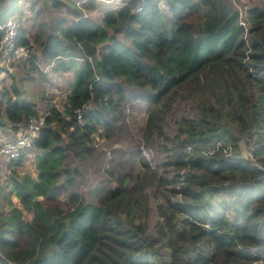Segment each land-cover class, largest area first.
<instances>
[{"label":"trees","instance_id":"16d2710c","mask_svg":"<svg viewBox=\"0 0 264 264\" xmlns=\"http://www.w3.org/2000/svg\"><path fill=\"white\" fill-rule=\"evenodd\" d=\"M18 3L0 0V25ZM122 3L38 39L51 72L73 78L34 142L37 177L12 169L21 160L0 181V264H264V171L245 158L254 146L264 168V7L249 9L244 28L231 0H147L141 12ZM27 35L23 63L37 71ZM18 82L0 90V120L14 126L41 112L19 99ZM129 89L150 91L132 98L152 106L142 141L162 163L141 156L139 172L107 171L113 190L96 188L98 202L74 192L66 211L61 191L80 186L96 138L114 139Z\"/></svg>","mask_w":264,"mask_h":264},{"label":"rangeland","instance_id":"374dc122","mask_svg":"<svg viewBox=\"0 0 264 264\" xmlns=\"http://www.w3.org/2000/svg\"><path fill=\"white\" fill-rule=\"evenodd\" d=\"M56 1L64 3L65 7H57L55 0H19L18 11L13 17L14 19L22 20L23 28L27 30L31 47H33V53L38 58L39 67L36 71L35 68L33 69L29 61L27 63H16V65L12 66L13 74L11 77L10 75L5 76L6 87L12 84V82L16 84V82L19 81L17 87L20 90H23L19 99L36 103L39 110L50 109L53 105L58 106L60 110H64V100L69 93L68 82L72 80L73 74L52 73L48 67L49 65L44 62L42 44L38 42V39L41 38V41L43 42L47 36L51 34L62 18H67L72 21L74 20L76 13H82L85 11L87 17L100 20L108 9L115 7L121 8L120 4H122L121 1L123 0H119L118 2H115L117 1L115 0L112 4H107L110 3V0H106V3H99L102 4L100 5L99 10L98 8L90 7L89 4L81 5L82 2H79L78 6L76 0ZM98 1L100 0L94 2ZM13 2L14 0H7L8 5H11ZM231 3L239 12L243 13L248 12L250 8L255 6L264 7V0H231ZM40 72L45 75H42L41 77ZM129 91V100L122 106L124 120L120 126H117V134L114 139L107 142V140L96 138L93 143L96 153L95 156L90 159L92 167L88 169L81 166V171L85 173L80 186L74 191H61L60 198L62 200V207L66 211H71V209L74 208V205L71 203V196L74 192L86 195L88 200L92 198L94 202L97 201V196L93 195L96 188L98 187L100 190L99 194H102V190H106L108 187L106 179L114 181L108 175L107 171L114 172L115 160L117 158L120 162H123V166L116 168L115 173L139 172L141 169V156L147 160L141 151L142 147L146 149V146L142 141V135L152 106L144 101L136 103L137 100L132 97L136 93L147 94L149 92L143 89H129ZM177 117H179V115H177L176 118ZM5 121L6 120L3 118L0 120V123ZM116 138L119 143V149H116L113 146ZM242 148H245L244 144L242 145ZM152 150L153 152L150 158L152 162H155L153 165L156 168V166H160L163 158L160 157L154 149ZM138 151H140V153H138ZM31 153L32 154H30L25 160L22 168L13 166L12 169L21 173L36 172V151ZM123 153H125V157L122 156ZM9 166H11V164L7 162L0 165L1 182L9 177ZM97 181L100 182L96 183ZM102 183L104 185L103 189L101 187ZM13 201L16 205H19V201L15 197L13 198ZM156 205V203L153 204V210L149 219V232L151 234L154 233L155 225L158 220ZM30 218L31 217L28 219Z\"/></svg>","mask_w":264,"mask_h":264},{"label":"built area","instance_id":"2783aa9c","mask_svg":"<svg viewBox=\"0 0 264 264\" xmlns=\"http://www.w3.org/2000/svg\"><path fill=\"white\" fill-rule=\"evenodd\" d=\"M86 1H97V0H86ZM119 1V0H118ZM117 1V2H118ZM122 3V1H121ZM147 4V0H137L136 12H141ZM123 6V3L121 4ZM247 12H240V24L244 28H248L246 23ZM23 27L22 20L11 18L6 23L0 25V30L2 31V39L0 41V90L5 81L6 75H11L12 66L16 63L25 62L30 58V51L27 47L18 44L19 33ZM6 82V81H5ZM53 108H58V106L53 105L50 109L41 110V112L34 117H31L27 122L22 123L18 126H14L7 121L0 123V165L3 163H18L21 160H26L30 154L33 152L34 142L37 140L40 131L46 124L49 112ZM85 112L80 110L76 111L77 121L84 126L87 121H85ZM255 147L251 146L248 148L245 158L252 162L254 166L262 169L261 163L253 156V151ZM143 155L148 161H151L152 149L141 148ZM227 157L232 154V148H227L224 150ZM25 162V161H24Z\"/></svg>","mask_w":264,"mask_h":264},{"label":"crops","instance_id":"0c3cea01","mask_svg":"<svg viewBox=\"0 0 264 264\" xmlns=\"http://www.w3.org/2000/svg\"><path fill=\"white\" fill-rule=\"evenodd\" d=\"M108 1V0H107ZM113 1H115V0H110L109 2L110 3H107V4H112V2ZM118 1V0H117ZM117 1H115V2H117ZM76 2H77V5H78V3L80 2H82L81 3V5H86V4H89V6L91 7V4H93L94 6H93V8L95 7V8H98V10H99V8H100V5H102V4H99V3H106V0H100V1H98V2H94L93 1V3H90L89 1H86V0H76ZM121 5V4H120ZM79 6V5H78ZM119 8V7H118ZM118 8H112V9H118ZM112 9H108V10H112ZM107 10V11H108ZM86 12L84 11V12H82V13H76V16H75V18H74V20L78 17V16H83L84 14H85ZM85 17H87L86 16V14L84 15ZM62 19H65L67 22H68V24H71L74 20H68L67 18H62ZM28 36V35H27ZM29 38V37H28ZM33 45V44H32ZM148 92V91H147ZM149 93H150V91H149ZM140 101V100H139ZM139 101H136V103L137 102H139ZM144 104V103H143ZM113 146L116 148V149H119V143H118V140H117V138H116V140H115V142H114V144H113ZM130 151H132V150H130ZM29 154H32V153H30L29 152ZM122 156L123 157H125V153H123L122 154ZM120 166H123V162H120L119 160H118V158L115 160V165H114V172L116 171L115 169L116 168H119ZM120 171H125V170H120ZM33 174V176L36 178L37 177V174H36V172H33L32 173ZM106 181H107V184H108V187L106 188V190H102V197H104L110 190H113L115 187H116V184L114 183V181H112V180H110V179H106ZM100 181H97L96 183H99ZM100 186V185H99ZM101 187H102V189H103V187H104V185H103V183L101 184ZM98 188V187H97ZM94 195V194H93ZM92 199V198H91ZM92 201L94 202V200L92 199ZM99 201V199H97V201L96 202H98ZM72 210V209H71Z\"/></svg>","mask_w":264,"mask_h":264}]
</instances>
